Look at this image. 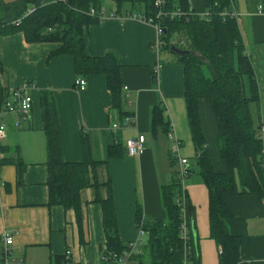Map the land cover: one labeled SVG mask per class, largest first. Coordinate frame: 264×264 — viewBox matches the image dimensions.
<instances>
[{
	"label": "crops",
	"instance_id": "1",
	"mask_svg": "<svg viewBox=\"0 0 264 264\" xmlns=\"http://www.w3.org/2000/svg\"><path fill=\"white\" fill-rule=\"evenodd\" d=\"M53 2L54 0H50ZM112 1V0H111ZM177 3L178 0H174ZM262 12H258V5ZM196 14L206 10L205 0H190ZM241 40L249 54L258 90V104L250 111L264 125V0H233ZM104 10V9H103ZM105 11V10H104ZM112 8L96 23L84 29V52L89 57L114 53L120 66L126 110L136 117L135 126L111 128L119 123L117 110L104 74L84 76L85 88L78 91L74 60L67 54H54L60 42H27L21 32L0 34V84L15 87L24 81L32 84V108L29 119L16 127L13 114L0 119L6 125V138L0 143L3 153L0 167V245L4 231L13 236L9 252L13 262L21 264H101V246L105 241L102 207L96 198L111 193L118 235L121 242L136 238V219L164 220L161 186L171 180L175 169L172 141L160 128H152L150 113L161 103L180 143L179 153L192 170L184 179L182 192L187 214L194 225L196 264H220L218 242L210 233L208 190L195 165L197 154L188 124L185 104L184 67L167 49L155 45L153 25L128 16L110 17ZM140 11H133L132 14ZM162 66L151 80L154 65ZM51 93L55 100L62 155L66 162L84 160V138L97 166V188L80 191V220L73 209L48 204V167L41 95ZM131 100V108L127 101ZM200 132L207 146V158L216 172H224L226 163L216 149V120L209 101L198 100ZM259 131V128H257ZM145 137V150L130 157L125 143L136 134ZM108 151L113 155L109 156ZM174 167V168H173ZM264 175V174H263ZM236 192L226 191L223 200L229 216L223 221L226 234L241 239L240 257L247 264H264V193L257 196L242 192L239 174L234 171ZM241 191V192H240ZM70 253L65 255V251Z\"/></svg>",
	"mask_w": 264,
	"mask_h": 264
},
{
	"label": "trees",
	"instance_id": "2",
	"mask_svg": "<svg viewBox=\"0 0 264 264\" xmlns=\"http://www.w3.org/2000/svg\"><path fill=\"white\" fill-rule=\"evenodd\" d=\"M32 1V3H31ZM115 14L130 15L140 11L141 16L154 17L153 0H112ZM206 10L200 15L192 11L190 0H166V9H180L179 19H154L162 27L159 48L171 44L182 49L194 50L198 55L175 56L184 67L186 114L197 154L195 165L208 190L209 226L212 237L218 242L220 264H247L240 257L241 239L223 230V221L229 216L223 200L226 191L236 192L234 171L239 174L242 192L261 196L264 193V166L261 163L262 142L257 135L259 123L253 119L250 105L258 104V90L249 54L241 40L237 20L229 12L233 0H205ZM33 13L23 17L28 8ZM93 9L94 14L89 11ZM100 0H54L41 4L40 0H0V34L21 32L27 42H60L62 46L54 54H67L74 60L78 77L88 74H104L111 95L112 107L120 121L133 111L126 110L122 93L120 66L114 53L103 57H89L84 52V29L99 19ZM136 14V13H135ZM19 20L18 24L13 21ZM151 80L155 75L152 72ZM7 86L0 84V106ZM206 98L216 120V149L226 163L224 172H216L207 158V146L200 132L198 100ZM41 113L44 123L46 165L48 167V204L73 209L80 220V191L95 187L94 168L97 163L90 156L86 139L83 140L84 160L66 162L62 155L56 104L48 91L41 95ZM131 108V107H130ZM152 128H160L166 134L170 121L164 116L161 103L150 113ZM112 156L113 152L108 151ZM173 166L175 158H171ZM190 167V166H189ZM174 168V167H173ZM189 172L192 170L189 168ZM241 192V191H240ZM182 194L177 171L171 172V180L161 186V203L164 220L143 218L146 241L131 264H182L184 243L179 236L180 208L176 199ZM102 207V224L105 241L101 246L107 260L101 264H117L115 258L127 248L118 235L114 203L109 193L106 199L96 198ZM187 209V203H186ZM137 220L141 214H137ZM194 225L188 216L189 264H196L197 249L193 237ZM3 245H0V264L3 263ZM67 259H56L55 264H66Z\"/></svg>",
	"mask_w": 264,
	"mask_h": 264
},
{
	"label": "built area",
	"instance_id": "3",
	"mask_svg": "<svg viewBox=\"0 0 264 264\" xmlns=\"http://www.w3.org/2000/svg\"><path fill=\"white\" fill-rule=\"evenodd\" d=\"M153 5L156 8V13L154 17H144L140 14H130L128 16L145 21L149 23L150 25L154 26V29L156 31V40L155 45L157 48L160 46V40L159 36L162 33V27L159 25L158 22L154 21L155 19H179L180 17H183L185 19H188V16H182L183 14L180 12V9L174 8V9H166V0H153ZM34 8H28L24 11L22 14L23 17H26L33 13ZM258 12H262V5H258ZM90 14H94L95 11L91 9L89 11ZM230 16L237 17V13L234 10V7L231 8V11L229 12ZM107 14L103 9L98 10V16L99 18H104ZM203 15V14H202ZM110 17L115 16L114 12H111L109 14ZM15 24L19 23V20L16 19L13 21ZM161 64L157 62L153 67V73L156 77V75L159 72V69L161 68ZM32 84L29 81H24L20 85H17L15 87H7L6 95L3 99V102L0 106V119H3L4 117H7L10 114H13L16 116V119L14 120L13 124L16 127L21 126V120H26L30 118L31 115V108H32V96L30 90L32 89ZM74 87L76 90L81 91L85 88V79L84 77H77L74 81ZM123 90L127 92V87L123 86ZM127 105L131 107L132 101L128 100ZM136 124V117L133 114H128L124 117L122 121L119 123H112L111 128L113 130L120 129L122 127L127 126H135ZM259 131H257V135L260 138L262 142L261 147V163L264 166V125L260 124ZM6 125L3 121H0V143L6 138ZM167 136L172 141V155L175 158L176 166L175 170L177 171L178 179L181 183V190L184 187L183 182L184 179L187 178L191 173L189 172V164L187 158H184L179 153V147L180 143L178 139L175 136V133L173 131L172 124L170 123V130L167 133ZM145 137L142 134L137 133L136 136L130 137L126 140L125 143V149L128 156H139L143 154L145 150ZM2 149L0 144V167L2 165ZM176 203L178 207L180 208V226H179V236L184 243V251H183V260L182 264H189L188 260V253L189 250L185 246L188 239V214L186 209V201L184 198V194L182 192L181 196L176 199ZM143 216L139 218V220L136 221V230H137V236L135 239L127 242V248L122 252L121 255L115 258L117 264H131L130 259L135 256L136 253H138V249L141 245L144 244L146 241V231L143 228ZM3 239V263L4 264H21V260L13 262L11 259V255L9 252V246L13 243V236L9 232L4 231L2 234ZM70 253L69 250L65 251V255ZM101 261L107 260V257L101 253L100 255Z\"/></svg>",
	"mask_w": 264,
	"mask_h": 264
},
{
	"label": "water",
	"instance_id": "4",
	"mask_svg": "<svg viewBox=\"0 0 264 264\" xmlns=\"http://www.w3.org/2000/svg\"><path fill=\"white\" fill-rule=\"evenodd\" d=\"M169 52L175 56H183L185 54H192V55H198L199 53L194 50H188V49H182L175 44H171L168 48ZM196 234L193 232V237L195 238Z\"/></svg>",
	"mask_w": 264,
	"mask_h": 264
},
{
	"label": "rangeland",
	"instance_id": "5",
	"mask_svg": "<svg viewBox=\"0 0 264 264\" xmlns=\"http://www.w3.org/2000/svg\"><path fill=\"white\" fill-rule=\"evenodd\" d=\"M50 2H51L50 0H40L41 4L50 3ZM111 8H112L111 0H100V9H104L106 12H108Z\"/></svg>",
	"mask_w": 264,
	"mask_h": 264
}]
</instances>
